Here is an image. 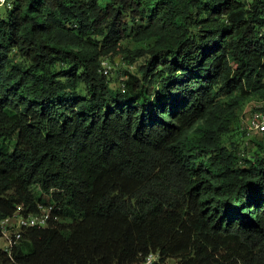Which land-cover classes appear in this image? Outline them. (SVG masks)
<instances>
[{
  "label": "trees",
  "instance_id": "1",
  "mask_svg": "<svg viewBox=\"0 0 264 264\" xmlns=\"http://www.w3.org/2000/svg\"><path fill=\"white\" fill-rule=\"evenodd\" d=\"M3 4L0 220L52 215L0 264H264V0Z\"/></svg>",
  "mask_w": 264,
  "mask_h": 264
},
{
  "label": "built area",
  "instance_id": "2",
  "mask_svg": "<svg viewBox=\"0 0 264 264\" xmlns=\"http://www.w3.org/2000/svg\"><path fill=\"white\" fill-rule=\"evenodd\" d=\"M3 4L4 0H0ZM110 62L103 60L100 71L103 75L110 72ZM239 130L245 131V137H252L254 134L264 135V111L252 110L248 116L241 117ZM52 206L50 204L37 203V210L24 211L21 205H17L14 211L0 220V239L5 243L4 251L11 257L12 249L22 237L25 229L31 227L46 228L51 218ZM158 254L151 252L146 257L134 264H155Z\"/></svg>",
  "mask_w": 264,
  "mask_h": 264
},
{
  "label": "rangeland",
  "instance_id": "3",
  "mask_svg": "<svg viewBox=\"0 0 264 264\" xmlns=\"http://www.w3.org/2000/svg\"><path fill=\"white\" fill-rule=\"evenodd\" d=\"M6 5L5 4H1L0 3V17L6 15ZM134 45L131 43L129 44V47H133ZM143 59V58H142ZM142 59L136 61V63H134L133 65H131L130 67H128L127 63H122V59L121 56H117L115 59L110 60V72H109V77L113 78V80H115V78L117 77V79L119 78L120 72L122 71L121 68L126 66L130 69V71L132 73L135 72L136 66L138 63H141ZM264 104V100H257L253 97H251L249 100H247V102L244 103V105L242 106V110L239 112V116H238V120L236 121V123L234 124L233 128H234V139H240V134H238V129L237 127L239 126V121L241 117H246L248 116V114L250 113V111H252L255 107H259L262 106ZM258 138H260L261 136L258 135ZM257 138V139H258ZM36 188V186H34ZM5 247V243L3 242L2 239H0V248H4ZM177 259L176 258H169L166 260V264H177Z\"/></svg>",
  "mask_w": 264,
  "mask_h": 264
}]
</instances>
